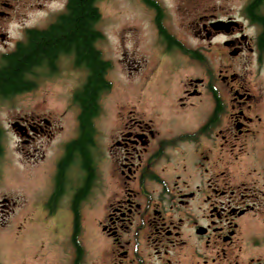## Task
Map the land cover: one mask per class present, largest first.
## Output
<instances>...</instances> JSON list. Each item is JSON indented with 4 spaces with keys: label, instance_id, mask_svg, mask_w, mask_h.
Returning <instances> with one entry per match:
<instances>
[{
    "label": "flooded vegetation",
    "instance_id": "1",
    "mask_svg": "<svg viewBox=\"0 0 264 264\" xmlns=\"http://www.w3.org/2000/svg\"><path fill=\"white\" fill-rule=\"evenodd\" d=\"M138 1L152 38L128 54V98L108 104L106 71L87 162L69 146L82 133L73 94L60 112H74L61 138L57 118L11 121L33 163L45 158L41 146L55 148L47 184L31 187L36 195L0 196V264H264V0ZM18 3L0 0V67L27 31L50 27L66 10L12 41L5 23ZM65 58L63 76L81 87L88 71L58 53L24 74L27 88L0 100L62 77Z\"/></svg>",
    "mask_w": 264,
    "mask_h": 264
},
{
    "label": "rangeland",
    "instance_id": "2",
    "mask_svg": "<svg viewBox=\"0 0 264 264\" xmlns=\"http://www.w3.org/2000/svg\"><path fill=\"white\" fill-rule=\"evenodd\" d=\"M66 1L19 0L16 9L11 12V16L8 18L12 22L9 25L5 23V29L10 33V40L14 41L19 38L25 26L33 25L34 22L43 19L44 22L50 11L62 8ZM205 3L209 4L211 1ZM97 6L101 18L96 23V28L102 33V38L96 42V46L102 52V56L112 62L108 78L113 81L114 87L113 91L107 93L105 97L106 101L109 100L108 104H112L116 100L128 98V86L125 80L128 54L134 51L133 49L138 52L143 51L151 41L152 34L147 11L138 0H98ZM229 7L236 8L233 4L232 6L230 4ZM68 67L67 58H65L59 63L58 77L61 73L62 77L58 79L42 77L38 88L33 92L21 97H14L11 100H0V125L4 128L3 154L0 157V196L6 192L8 196L25 195L30 197L31 194L36 195L34 187L47 184L48 174L44 170L49 169L55 143L50 147L47 144L41 146V151L45 152V158L42 160L43 162L33 163V159H36L37 156H29L26 155V150H19L21 147L19 137L10 123L16 116L25 114H43L50 116L52 120L57 118L64 127L57 135L61 138L68 131V123L72 121L74 112L71 109L63 115L60 112L66 107L67 94L70 97L72 90L80 82L75 81L70 75L63 76L67 73ZM200 69L197 68L192 72L183 68L181 75L198 77L201 73ZM113 92L114 96L111 95ZM38 144L37 142L35 145ZM31 148L32 145H27L24 149ZM46 193L47 191L41 188L37 195L45 198Z\"/></svg>",
    "mask_w": 264,
    "mask_h": 264
},
{
    "label": "trees",
    "instance_id": "3",
    "mask_svg": "<svg viewBox=\"0 0 264 264\" xmlns=\"http://www.w3.org/2000/svg\"><path fill=\"white\" fill-rule=\"evenodd\" d=\"M97 1L67 0L66 10L58 21L45 29L27 31L26 40L6 56L0 67V94L4 95L27 88L29 82L24 74L43 60L53 64L58 53L73 55L76 65L88 71L84 84L74 93L75 101L83 108L80 115L82 133L69 145L83 150L86 162L85 144L91 133L90 119L95 114L100 93L109 87L105 78L109 62L103 59L95 45L102 37L96 28L101 18ZM2 138L0 126V157L3 154Z\"/></svg>",
    "mask_w": 264,
    "mask_h": 264
},
{
    "label": "water",
    "instance_id": "4",
    "mask_svg": "<svg viewBox=\"0 0 264 264\" xmlns=\"http://www.w3.org/2000/svg\"><path fill=\"white\" fill-rule=\"evenodd\" d=\"M12 126L16 128L17 124L16 123H12ZM16 129H18V128H16Z\"/></svg>",
    "mask_w": 264,
    "mask_h": 264
}]
</instances>
